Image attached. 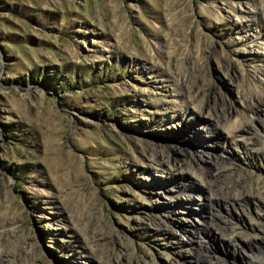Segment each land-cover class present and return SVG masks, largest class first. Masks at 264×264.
I'll return each mask as SVG.
<instances>
[{
    "label": "rangeland",
    "instance_id": "374dc122",
    "mask_svg": "<svg viewBox=\"0 0 264 264\" xmlns=\"http://www.w3.org/2000/svg\"><path fill=\"white\" fill-rule=\"evenodd\" d=\"M0 264H264V0H0Z\"/></svg>",
    "mask_w": 264,
    "mask_h": 264
},
{
    "label": "bare ground",
    "instance_id": "6f19581e",
    "mask_svg": "<svg viewBox=\"0 0 264 264\" xmlns=\"http://www.w3.org/2000/svg\"><path fill=\"white\" fill-rule=\"evenodd\" d=\"M215 119H217V120H215V122H213V128H217V126H219V124H218V122H220L219 121V118L218 117H215ZM240 122H233V123H231V124H228L227 126H225L224 127V129H225V131L232 137V136H234V132H236L238 129L240 130V124H239ZM222 126V125H221ZM220 128V127H219ZM238 132V131H237ZM222 178V177H221ZM221 183V182H220ZM220 183H216V184H218V186H219V188L218 189H223V190H225L226 188H227V186H226V184L224 185L223 183L222 184H220ZM215 185V184H214ZM215 186H217V185H215ZM184 187H186V188H192L190 185H184ZM222 192V191H221ZM213 193V192H212ZM217 193V192H216ZM215 198V197H214ZM232 198H235V199H237V198H239L237 195L235 196H232ZM201 240V239H200ZM199 240V241H200ZM202 241H204L203 239L201 240V242H196V243H198V244H204V242H202ZM208 260V259H207ZM210 260V259H209ZM212 262V261H211Z\"/></svg>",
    "mask_w": 264,
    "mask_h": 264
}]
</instances>
